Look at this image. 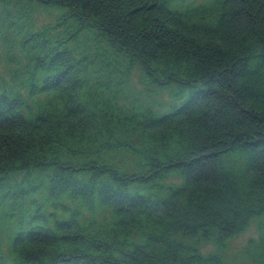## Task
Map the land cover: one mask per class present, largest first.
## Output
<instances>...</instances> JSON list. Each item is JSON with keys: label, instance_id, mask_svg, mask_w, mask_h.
<instances>
[{"label": "trees", "instance_id": "16d2710c", "mask_svg": "<svg viewBox=\"0 0 264 264\" xmlns=\"http://www.w3.org/2000/svg\"><path fill=\"white\" fill-rule=\"evenodd\" d=\"M0 44V264H264V0H0Z\"/></svg>", "mask_w": 264, "mask_h": 264}, {"label": "rangeland", "instance_id": "374dc122", "mask_svg": "<svg viewBox=\"0 0 264 264\" xmlns=\"http://www.w3.org/2000/svg\"><path fill=\"white\" fill-rule=\"evenodd\" d=\"M52 18L47 16L44 12H41L40 15L33 17V22L36 26H40L41 24H44L45 22H49ZM2 45L0 44V55H2ZM2 68V65L0 64V69ZM137 90H139V85L136 83ZM162 101H168V96L167 93L163 94V100ZM255 221H252L248 229L244 231L241 234H238L234 238L230 239L228 241V247L226 248L225 251V256L230 258L231 260L233 259H238V261H242L241 254L243 253V250L250 238H256L257 237V232H256V226H255ZM4 228V227H3ZM0 237H5L0 234ZM5 241H7L5 239ZM214 246L212 244L207 243L202 247L203 252H208V251H213Z\"/></svg>", "mask_w": 264, "mask_h": 264}]
</instances>
